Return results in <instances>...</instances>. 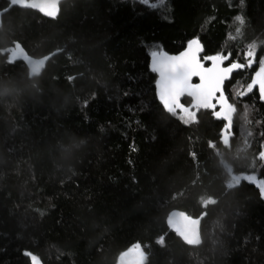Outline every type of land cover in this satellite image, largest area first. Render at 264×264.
I'll return each mask as SVG.
<instances>
[{"label": "trees", "instance_id": "1", "mask_svg": "<svg viewBox=\"0 0 264 264\" xmlns=\"http://www.w3.org/2000/svg\"><path fill=\"white\" fill-rule=\"evenodd\" d=\"M10 2L0 0V264H31L25 250L41 264H119L136 245L144 264H264L259 188L226 184L227 165L264 181V102L242 94L264 56V0H61L54 18ZM194 37L203 55L241 63L256 45L253 66L225 85L227 146L212 111L185 125L155 97L148 53ZM16 45L45 59L38 75L8 58ZM175 209L204 213L198 247L167 225Z\"/></svg>", "mask_w": 264, "mask_h": 264}, {"label": "snow or ice", "instance_id": "2", "mask_svg": "<svg viewBox=\"0 0 264 264\" xmlns=\"http://www.w3.org/2000/svg\"><path fill=\"white\" fill-rule=\"evenodd\" d=\"M142 2L147 4L148 0H142ZM164 2L165 0H160V5L163 6ZM239 3L243 7L245 0H239ZM51 8L55 14L57 9L54 0ZM235 20L241 26L245 24L243 15H237ZM236 33L238 35L241 33V27L236 28ZM203 52L204 46L199 37L188 39L182 50L175 54L162 49L153 50L148 53L149 70L158 77L155 80L156 97L162 106H166L167 111L171 112L176 108L181 96L191 95L196 97L201 105L207 106L217 120L224 121L226 127L221 128V133H224L231 128L229 113L221 111L225 105L231 107L225 94L226 82L234 71L253 66L256 45L247 46L243 54L246 63L232 59L233 54L230 51L227 53L217 51L209 55H203ZM194 80L198 82H193ZM254 86H258L259 100L264 102V56L259 59V67L251 77L248 90L242 94L252 92ZM221 95H223L222 101ZM180 119L187 125L190 120H195V116L189 112ZM258 156L264 160V144L261 145ZM259 196L264 199V190H259ZM23 254L30 258L31 264H39L36 255L27 250Z\"/></svg>", "mask_w": 264, "mask_h": 264}, {"label": "water", "instance_id": "3", "mask_svg": "<svg viewBox=\"0 0 264 264\" xmlns=\"http://www.w3.org/2000/svg\"><path fill=\"white\" fill-rule=\"evenodd\" d=\"M10 1L11 2H10L9 7L14 4H20L23 7L34 9V11H37L38 13H41L45 16H54L57 13L56 12L54 14L51 8V4L53 3V0H28V1L27 0H10ZM60 1L61 0H54L57 11H58ZM15 47L18 50V52L21 53V59L24 62H26L25 64H27L28 66L29 73L33 76L38 75L44 68L45 59L31 57L30 55H27L26 53H24L19 48L18 45H16ZM172 54H175V53H172ZM149 63H150V57L148 58V64ZM238 71L239 70H236L232 74H230V78L234 73ZM157 78L158 77L155 74V80ZM193 82H198V81L194 80ZM153 85H154V93L156 97L155 82L153 83ZM185 97L190 99V106L192 108L196 107L197 109L210 110L207 106L201 105V103L196 97H193L191 95H184L180 97L179 103L176 105L175 109H172L171 112L179 111V110L181 111L183 108H185V105L182 102ZM220 99L221 101L223 100V95H221ZM162 107L164 108L163 110L167 111L166 106H162ZM221 111H227L229 113V116H230L229 123L231 124L232 115H231L230 107L225 105L221 109ZM223 127H226V125H224ZM229 139H230V134L227 133V131H225L224 133H221L220 140L223 144L222 146L229 145ZM203 216H204V213L200 214L196 218V217L187 215L182 210L175 209L168 213L166 217V222H167V225H169L171 229L175 232L176 237H178L184 244H186L187 246H191V247H196V246L198 247V245L201 243L200 222ZM118 262L119 264H144L143 248L140 245H136L134 247H131V248H128L122 251L118 255ZM39 264H41L40 260H39Z\"/></svg>", "mask_w": 264, "mask_h": 264}, {"label": "rangeland", "instance_id": "4", "mask_svg": "<svg viewBox=\"0 0 264 264\" xmlns=\"http://www.w3.org/2000/svg\"><path fill=\"white\" fill-rule=\"evenodd\" d=\"M7 51H8V58L10 60H14L16 58H20L21 57V53L18 52L16 47H11V49L9 48ZM258 67H259V64L255 65L253 67L252 75L258 69ZM250 82H251V80H250ZM249 83L245 87L243 92H246L248 90ZM254 89L256 90V93H257L258 92V86H254ZM231 111L234 112L233 105H231ZM189 112H191V114H193L195 116L196 109L186 107L183 110H181L179 112V114H180V116H183V115H185L186 113H189ZM227 169H228L227 171H229V176H230V177H228L229 179H228V181L226 183L228 186L235 185L241 179H243V180H247V181L255 183L258 186L259 190H264V181L260 177H258L255 173H253V174H244V173L243 174H241V173L240 174H234L233 172H231V167L228 166V165H227Z\"/></svg>", "mask_w": 264, "mask_h": 264}, {"label": "clouds", "instance_id": "5", "mask_svg": "<svg viewBox=\"0 0 264 264\" xmlns=\"http://www.w3.org/2000/svg\"><path fill=\"white\" fill-rule=\"evenodd\" d=\"M6 91H9V90H6L2 86H0V96H3Z\"/></svg>", "mask_w": 264, "mask_h": 264}, {"label": "flooded vegetation", "instance_id": "6", "mask_svg": "<svg viewBox=\"0 0 264 264\" xmlns=\"http://www.w3.org/2000/svg\"><path fill=\"white\" fill-rule=\"evenodd\" d=\"M246 63V62H245ZM258 93V92H257ZM258 95H259V93H258Z\"/></svg>", "mask_w": 264, "mask_h": 264}]
</instances>
